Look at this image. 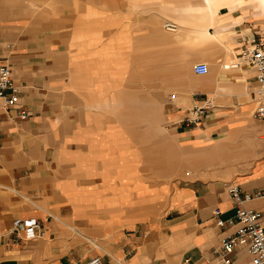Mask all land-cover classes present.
<instances>
[{
	"label": "crops",
	"instance_id": "obj_1",
	"mask_svg": "<svg viewBox=\"0 0 264 264\" xmlns=\"http://www.w3.org/2000/svg\"><path fill=\"white\" fill-rule=\"evenodd\" d=\"M68 1L36 31L19 0H0V64L20 89L13 106L0 103V264H85L94 255L103 264H223V256L248 264L241 246L213 253L234 226H217L212 210L234 221L228 187L237 185L264 230V119L253 116V68L239 60L253 44L264 49V9H221L208 27L204 12H172L180 30L163 43L156 0ZM182 36L215 45L218 74L192 71L208 66L204 50L175 62L184 50L170 45H189ZM202 104L197 123L184 121ZM158 111L169 168L148 177H175L153 187L141 173V123ZM28 217L38 227L23 239L12 221Z\"/></svg>",
	"mask_w": 264,
	"mask_h": 264
},
{
	"label": "built area",
	"instance_id": "obj_2",
	"mask_svg": "<svg viewBox=\"0 0 264 264\" xmlns=\"http://www.w3.org/2000/svg\"><path fill=\"white\" fill-rule=\"evenodd\" d=\"M167 29H173L174 25L165 24ZM239 57L247 60V64L253 68L254 80L251 87V99L254 104L253 116L258 119H264V49L262 44L256 43L249 48H244L239 53ZM208 66L204 62L193 64L192 71L195 74H204L207 72ZM20 89L11 78L8 66L0 64V103L6 107L13 106L19 98ZM207 104L193 106L188 110V115L184 121L188 123H197L204 114ZM20 118L25 117V113L19 114ZM228 193L231 199L239 204L234 213V221L232 218L226 220L220 217L221 211L218 208L212 210V216L215 218V224L222 226L225 221L233 224L234 228L231 233L220 238L218 246L213 248V253L217 255H228L234 248L241 246L250 257L248 264H264V230L261 223L262 213L252 207L241 204L243 200L250 198L246 192L240 194L237 185L228 187ZM38 220L35 217L26 219L15 218L12 221L14 230H21L23 239H31L36 234ZM223 264H231L229 256H223ZM85 264H103L100 256L94 255L89 258Z\"/></svg>",
	"mask_w": 264,
	"mask_h": 264
},
{
	"label": "rangeland",
	"instance_id": "obj_3",
	"mask_svg": "<svg viewBox=\"0 0 264 264\" xmlns=\"http://www.w3.org/2000/svg\"><path fill=\"white\" fill-rule=\"evenodd\" d=\"M123 1H125L126 6H133V4L136 3L134 2V0H112V4L117 5V4L122 3ZM58 2L59 3H55L53 2V0H24V1L19 0L18 2L19 6H17L19 7V10L17 11H20L21 13L27 15L23 21L30 22L29 24H31V26L30 25L28 26L30 27L33 26V29L36 31H38L39 29L43 30L44 27H41V26H42V23H45L47 16H50L49 18H51V16L54 15L55 17L58 18V16H60L61 14L63 15L65 12H67V9H69L66 4L67 2H69L68 0H58ZM187 2H190L191 4H195L198 2V0H190ZM0 4L2 6V9H4L6 3L1 2ZM53 4H54V7L57 6V9H54L55 11L49 12V10L51 9L50 7H52ZM154 4H156V7H157V24H158V32L160 34L159 35L160 41L162 40V42L164 43L166 39L169 37L173 40V38L175 37L176 34H178V32L175 31V33H173L171 31L166 30L164 28V25H165L164 23L166 22L174 23L172 19L173 17L172 12L174 8L181 6L182 3L180 2V0H156ZM14 5H17V4L14 3ZM233 9H237L235 11H238L240 16L243 15L240 12L241 9H238V8H233ZM233 9L232 8L226 9V11L233 10ZM217 15H219V13ZM37 21L38 22L40 21L41 25H38ZM33 23L34 25H32ZM176 30H180L179 26H177ZM181 39H183L189 45H170L175 51H179L181 49L184 50L183 53L178 54V57L176 56L177 59H174L175 62L181 59L184 60L186 58L192 57L191 53L193 51L195 52L196 50H204L202 55L206 58L205 60H207L208 68L210 69V66H212L213 67L212 71H214L215 74H218L216 67L219 64L223 63V60L222 61H219L220 59L217 60L218 58L214 52V49H216V47L213 43L206 42V45L202 46V45H197V42L199 40L194 41L192 38L186 39L184 36H182L181 38L178 39V41H181ZM164 50H165V45H158L159 55L163 53ZM210 61L211 63L213 62L215 63L210 64ZM229 65L230 63H228V67ZM158 66H159L158 67V73H159L158 85L160 89L163 83V81L161 80L162 75L160 76V74L162 72H165V68H164V65L158 64ZM173 68L175 71V67ZM177 69L179 70V72L185 71V68L183 65L178 66ZM174 76L176 78H180V76L177 75L176 72ZM175 89L176 87L170 89V91H175ZM243 89H244V92H247L245 87ZM159 115H160L159 111L142 113V123H141L142 124V139H141L142 144L140 145L141 173L144 179L149 180V181L152 180L151 185H154L153 187L161 183L164 185L166 182L171 181L175 177L174 176L175 173L173 174V172H171V174H168L169 170L166 172V175L164 178L148 177L149 173L156 169L158 171H162L166 168H169L168 167L169 162L167 159L168 153L166 151L167 148L164 142L163 135L161 134L160 124H159V120H160ZM234 161L235 160L228 161L226 163H235ZM155 179L156 180L158 179V180L155 181ZM130 197H133V196L130 195ZM135 199L136 198L134 197V199H131V201H134ZM99 216H103V215H99ZM92 250L93 251L91 252V255L101 254V249L97 248L96 246H92Z\"/></svg>",
	"mask_w": 264,
	"mask_h": 264
},
{
	"label": "bare ground",
	"instance_id": "obj_4",
	"mask_svg": "<svg viewBox=\"0 0 264 264\" xmlns=\"http://www.w3.org/2000/svg\"><path fill=\"white\" fill-rule=\"evenodd\" d=\"M187 1H181L182 5L174 8L173 13L176 15L179 14H186V13H195V11H201L207 14V23L206 26H214L216 24V16L219 13L221 9H233L235 7H238L242 4L245 5H255L262 9H264V0H198L197 3L191 4ZM186 3V4H184ZM186 21H195L194 19H184ZM174 25V28L167 29L164 25V28L168 31H177V25L172 22H166ZM165 23V24H166ZM190 26L195 27L194 23H189ZM213 37V36H212ZM214 38V37H213ZM216 41V40H215ZM240 61L246 62L243 65L247 64V60H243L239 57ZM248 65V64H247ZM234 66H237V64H234ZM250 66V65H248ZM189 70L191 71L190 67ZM211 72V68L207 69L206 73ZM192 73V72H191Z\"/></svg>",
	"mask_w": 264,
	"mask_h": 264
}]
</instances>
